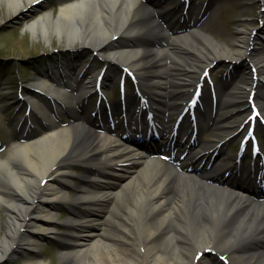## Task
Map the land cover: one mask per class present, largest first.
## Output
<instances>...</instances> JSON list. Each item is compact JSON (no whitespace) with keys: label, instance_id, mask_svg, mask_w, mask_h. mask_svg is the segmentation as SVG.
<instances>
[{"label":"bare ground","instance_id":"6f19581e","mask_svg":"<svg viewBox=\"0 0 264 264\" xmlns=\"http://www.w3.org/2000/svg\"><path fill=\"white\" fill-rule=\"evenodd\" d=\"M151 1L55 0L54 9L45 5L48 0H0L12 18L31 17L25 28L33 35L45 40L55 35L65 49L89 50L106 65L100 70L93 62L63 59L35 78L22 132L56 110L68 115L70 125L60 127L54 120L38 135H19L0 159V210L8 215L0 264L16 248L33 254L23 264H48L33 249L59 225L64 229L56 241L60 264H220L206 258L208 251L228 257L227 264H264L261 187L242 181L238 167L208 169L206 162L213 153L227 156L223 146L245 134L244 117L252 112L247 97L256 80L252 71L263 88L264 10L262 28L240 27L229 46L196 25L168 27L167 7L160 6L162 0ZM258 2L264 8V0ZM195 61L205 68L217 61H245L250 70L240 86L219 92L220 113L201 114L200 122L194 118V131L207 128V136L190 143L193 135L190 131L184 140L189 126L182 124L187 115L173 117L193 104L195 97L187 93L203 68ZM180 65L186 74L176 73ZM120 67L137 76L143 93L134 111L130 104L137 99L129 98L125 115L128 129L144 132L142 147L129 143L117 124L106 128L91 120L85 104L102 71H107L103 82L113 81ZM253 101L264 113V90ZM177 126L178 150L168 151L171 163L154 160L158 152L150 144L165 147ZM146 130L159 137H147ZM77 165L83 167L79 176ZM58 208L68 213L63 223Z\"/></svg>","mask_w":264,"mask_h":264},{"label":"rangeland","instance_id":"374dc122","mask_svg":"<svg viewBox=\"0 0 264 264\" xmlns=\"http://www.w3.org/2000/svg\"><path fill=\"white\" fill-rule=\"evenodd\" d=\"M157 1L155 3H157ZM54 2L55 0H48V4L45 5L54 8ZM183 2L184 0H166L164 6L167 5L168 9L166 14V18L170 20L167 24L168 26L176 24L175 8ZM195 6H197V9L194 10L195 13H200L201 18L205 15L201 20L202 30L207 34L212 35L218 42L229 46H231L234 40L238 38L239 35L237 32L240 27L244 26L250 30L253 27L258 29L263 26V23L260 20V14L263 12L264 8L260 7L258 0H191L188 8H190L191 11V7L194 8ZM188 11L189 9L187 12ZM191 12H188V22L192 20V16L194 15ZM30 19L31 17H24L21 19L12 18L10 13L7 12L3 4L0 2V159L6 156V151L14 142L15 137L18 136L20 119L28 114L26 101L34 97L29 89L32 87L38 74L42 73L45 69L51 72L53 67L59 66L63 59H78L80 63H85L86 65L93 62L96 63L98 67L105 66V63L89 50L76 51L65 49L64 45L55 35H51L48 40L43 39L40 34H36V36L33 35V33L25 28V23L29 22ZM185 24L186 23H177L175 28L182 27V25ZM137 38H139V35H137ZM119 41H123V39H120ZM261 47L264 49V43ZM252 49L253 45L251 42L248 46V50L251 52ZM192 63L193 62L190 64ZM194 63L201 68L204 66L203 63L197 61ZM243 63H239V61L233 64H229L228 62L221 63L220 61L214 62L209 66L211 74L209 79L218 86V90L225 87L227 90L226 92L231 91L237 85L240 86L245 81L243 80V73L250 70L249 63L245 61ZM184 69H187L185 65H180L179 67H176V73L183 74ZM196 72L197 75H200L201 71ZM257 77V75L252 74V79L256 78L257 80ZM121 79L128 84L127 91L129 97H134L132 86L133 80L128 74L126 75L125 72H122L121 70L117 71V77L112 83H110V81L104 83L105 90L107 91L112 105L115 103L118 104L119 95L117 91L114 90V87H116L118 80ZM256 80H254L255 82L253 83V86L258 95L264 90V85L260 90L256 85ZM202 82L205 86L204 94H206L207 97L204 96L202 98V103L204 105L201 112L204 116L220 113L218 107H210V98L208 96L210 83L208 77H204ZM246 82L249 81L246 80ZM87 102L89 107L93 108L95 96H91ZM135 106L136 103L133 107ZM238 109H240V107ZM199 121H201V118H199ZM103 124L108 126L107 123ZM61 126L64 127V124L61 123ZM206 136V128L200 129L198 139L205 138ZM244 138L245 137H242L240 140H243ZM238 141L239 138L230 140L223 146V148L226 152L231 153L234 156L233 153H236L239 148ZM258 143L264 147V140H259ZM246 148L251 152L249 141L247 142ZM155 159L157 161L160 160L159 155H156ZM164 161L165 160L162 159L161 163H164ZM244 162L245 160L241 163L242 176L245 181L248 182L250 168L246 170L243 166ZM75 168L76 172L74 173L79 176L83 167L77 165ZM70 194H73L72 189H70ZM57 212V220L60 223H63L68 217L67 212L63 208H58ZM7 221L8 215L1 209L0 238L6 230ZM63 233L64 229L62 225H59V228L55 231L53 237L40 241L33 249L36 253L34 256H39L48 264H60L61 257L58 253L56 241L60 239V235ZM205 256L209 260L215 258V260L219 262L217 255L215 257L213 254L208 253ZM28 258H33V254L32 256H29L20 248H16L12 254L2 261L1 264H23Z\"/></svg>","mask_w":264,"mask_h":264}]
</instances>
